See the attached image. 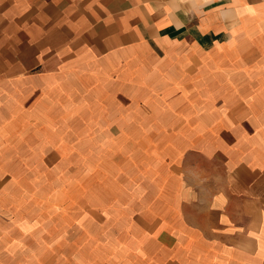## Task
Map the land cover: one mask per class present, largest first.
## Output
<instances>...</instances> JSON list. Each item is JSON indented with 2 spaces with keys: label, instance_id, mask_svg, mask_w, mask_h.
<instances>
[{
  "label": "crops",
  "instance_id": "crops-1",
  "mask_svg": "<svg viewBox=\"0 0 264 264\" xmlns=\"http://www.w3.org/2000/svg\"><path fill=\"white\" fill-rule=\"evenodd\" d=\"M58 136L133 165L111 228L0 264H264V0H0V182Z\"/></svg>",
  "mask_w": 264,
  "mask_h": 264
},
{
  "label": "rangeland",
  "instance_id": "rangeland-1",
  "mask_svg": "<svg viewBox=\"0 0 264 264\" xmlns=\"http://www.w3.org/2000/svg\"><path fill=\"white\" fill-rule=\"evenodd\" d=\"M79 140L70 143L66 137L58 136L52 152H42L38 157L28 152L24 167H13L11 148L10 168L0 182V261L7 258L5 251H19L15 245L18 240L26 243L24 251L47 255L48 249L40 243L56 238L57 228L53 227L65 232L62 235H74L78 227L74 229L73 222L80 225L86 208L88 216L84 218L91 241L103 234L97 230L111 228L101 211L111 208L119 193L127 192L119 191L115 182H120L121 175L131 171L133 165L121 159L122 154L119 157L97 150L83 153V147H76ZM139 170L144 172L140 166Z\"/></svg>",
  "mask_w": 264,
  "mask_h": 264
}]
</instances>
